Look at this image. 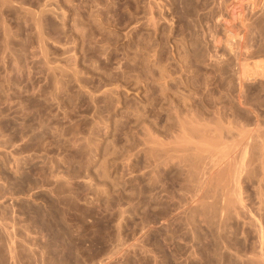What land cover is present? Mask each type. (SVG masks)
<instances>
[{"label": "rangeland", "instance_id": "rangeland-1", "mask_svg": "<svg viewBox=\"0 0 264 264\" xmlns=\"http://www.w3.org/2000/svg\"><path fill=\"white\" fill-rule=\"evenodd\" d=\"M8 3L0 55L4 17L37 67L0 125V264H264V0ZM45 10L71 52L39 40ZM43 63L79 70L50 106Z\"/></svg>", "mask_w": 264, "mask_h": 264}, {"label": "bare ground", "instance_id": "bare-ground-1", "mask_svg": "<svg viewBox=\"0 0 264 264\" xmlns=\"http://www.w3.org/2000/svg\"><path fill=\"white\" fill-rule=\"evenodd\" d=\"M8 0H0V7H3V6H8ZM9 5H11V4H9ZM42 15H40L39 17H38V15H37V17L38 18H36V20L34 19V21H35V26H36V29L35 30H37V34H39L40 35V37L39 38H41V39H39L40 41L42 40H44V41H46V42H48L47 44H49V46H50V44L52 43V45H60V47L62 46V47H64L63 49H64V52H62V53H64V54H67V53H69V52H71V50H72V47H66L67 45L64 43V41H66L65 39H67V37L65 38L64 37V27H65V24L67 23L66 22V20H64L63 18L66 16H64V17H62L61 15H60V13L59 12H57V11H53V10H50V11H43L42 13H41ZM62 15H64V14H62ZM66 18V17H65ZM27 19V18H26ZM1 22H2V30H3V39H2V44H3V49H4V52L2 53V55H0V62L2 63V68H0V125H2V126H9L10 124H11V118L13 117H11V118H8V116H7V114L5 113L6 112V109L9 107V105L10 104H12V103H17V101L16 102H14L16 99H20L21 98V95H23L22 93V87L20 86V81L21 80H23V79H25V78H30V76H31V74H32V70H34L36 67H34L33 65V67L34 68H30V69H28L27 68V63L29 62H27V60H28V58H26V60H24L22 57H25L23 54L25 53H23L21 50H22V47L20 46V49L21 50H19V48H17V50H15V48H14V46H15V44L13 43V40L15 39V37H17L18 35H16V34H14L13 33V30L9 27V25H7V22H6V19L4 18V17H2L1 18ZM24 21H26L27 22V20H24ZM64 21L66 22V23H64ZM25 23V22H24ZM28 23V22H27ZM26 23V24H27ZM27 34V33H26ZM24 37H26V36H24ZM25 39V38H24ZM16 41V40H15ZM14 41V42H15ZM41 41V42H42ZM43 41V42H44ZM1 43V42H0ZM21 43V42H20ZM45 43V42H44ZM70 43V42H69ZM14 44V45H13ZM23 45V44H22ZM27 45V44H26ZM64 45H66V46H64ZM47 46V45H46ZM45 45H44V47H45V49L48 47H46ZM24 48H25V46H23ZM44 47H43V50L44 51H47L48 49H49V47H48V49L47 50H45L44 49ZM56 47V46H55ZM23 48V49H24ZM52 48V47H51ZM57 48H59V47H56V49ZM25 50V49H24ZM1 51H3V50H1ZM7 51H10V53L12 54V56H13V60H11L12 58V56L10 57L11 59V66H8L9 65V63L6 65V61H8V59H7V56H5V54L7 53ZM26 51V50H25ZM49 51H50V49H49ZM58 52V51H57ZM73 52V51H72ZM9 53V52H8ZM8 53H7V55H8ZM23 53V54H22ZM46 53H48V52H46ZM26 55V54H25ZM68 55H70V56H67V55H65V56H67V57H65L64 56V58H63V61H64V63H65V65L66 66H68V65H70V67H73V66H75L76 67V65H73V64H71L74 60H73V54L71 55V54H68ZM5 57H6V61H5ZM73 60V61H72ZM29 64H30V62H29ZM43 64H45V65H47V63H43ZM68 64V65H67ZM45 65H43V66H45ZM71 65H73V66H71ZM42 66V67H43ZM56 66H60V65H56ZM64 66V65H63ZM66 66L65 67H62V66H60L61 67V69H55V67L54 68H52V69H50V67L51 66H49L48 67V65L46 66V67H48L49 69H48V72H46V67H45V72L47 73V77L46 78H42V77H44L43 75H44V73L42 74V76H41V79H40V77L38 76V75H41L40 73L37 75V77L36 78H34V79H37L38 77H39V81L37 80H32V82L30 83V87H31V89H32V97L34 98V100L35 99H37V97H39L37 100L39 101V105H41L40 103H45V106H50V102H49V104H48V101L50 100V98H52V96L53 95H55V93H58V91L61 89V88H64V87H66L65 86V84L66 85H68L67 83H69V82H67V83H65L66 81H70V76L72 75V77H71V79L72 80H74V77H73V74H74V76L76 75L75 73L77 72V71H79V70H76L77 68H74L73 70L70 68V67H68V69L67 70H69V68L71 69V70H69V71H67L66 69H62V68H66ZM28 67H31V66H28ZM41 67H39V69H40ZM41 70V69H40ZM74 70H76V72L74 71ZM72 71V72H71ZM74 71V72H73ZM36 72H40V71H36ZM77 74H78V72H77ZM81 75V73L79 74V75H77L78 77ZM34 76V75H33ZM77 76H76V82L78 81V83H80V82H82L81 80H83V79H79V78H77ZM35 77V76H34ZM78 79V80H77ZM17 80V81H16ZM80 80V81H79ZM90 79H88V82H90L89 81ZM19 81V82H18ZM28 81V80H27ZM71 82V81H70ZM84 82H86L85 84H83L84 85V87L86 86V84H88L87 83V80H85ZM93 82V81H92ZM21 83H23L24 85H25V83L27 84V82H25V80H24V82L22 81ZM72 83H73V81H72ZM77 83V84H78ZM22 84V85H23ZM76 84V85H77ZM26 86V85H25ZM29 86V85H28ZM27 86V87H28ZM64 86V87H63ZM78 86H79V88L80 89H82V85L81 84H78ZM81 86V87H80ZM89 86V85H88ZM74 88V87H73ZM89 87H87L85 90H87ZM90 88H91V86H90ZM65 90H67L66 88H65ZM25 91V90H24ZM28 91V90H27ZM68 91V90H67ZM88 91V90H87ZM86 91V92H87ZM60 92H64L63 90H60ZM77 92V91H76ZM80 92H81V90H80ZM92 92H94V91H92ZM92 92L90 93H86L84 96H85V98H86V100L90 103V106H89V109L90 110H92V111H94V110H96L95 109V107H96V105H95V102L97 103V101H95V96L94 95H96V94H92ZM25 93H27V92H25ZM72 93V92H71ZM73 94V93H72ZM75 94V93H74ZM73 94V95H74ZM26 95V94H25ZM28 95V94H27ZM78 95V94H77ZM59 96H60V94H59ZM81 96H82V93H81ZM27 97V96H26ZM64 97V96H63ZM32 98V99H33ZM23 99H24V97H23ZM28 100H30V98H27ZM69 99H71V98H69ZM74 99H76V98H74ZM33 100V101H34ZM25 101V100H24ZM32 101V100H31ZM37 101V102H38ZM65 101V100H64ZM71 101V100H70ZM12 102V103H11ZM22 103H23V101H21ZM20 102V103H21ZM25 102H28V101H25ZM58 102V101H57ZM18 103H19V101H18ZM29 103V102H28ZM46 103H47V105H46ZM61 104L63 103V102H60ZM13 105V104H12ZM21 105V104H20ZM23 105V104H22ZM36 105V104H35ZM44 105V104H43ZM42 105V106H43ZM63 105V104H62ZM82 105V104H81ZM65 106H68V105H65ZM20 107V106H19ZM63 107V106H62ZM78 107H81V106H78ZM10 108H12V107H10ZM16 107H14V109H15ZM65 108H67V107H65ZM64 108V109H65ZM69 108V107H68ZM13 109V110H14ZM20 109H23V108H20ZM26 109V108H25ZM29 110H30V108H28ZM36 109V108H35ZM44 109V108H43ZM70 109H72V108H70ZM81 109H83V111H84V106H82L81 107ZM80 109V110H81ZM86 109V108H85ZM88 109V110H89ZM98 109V108H97ZM29 110H28V114H29ZM37 110H38V107H37ZM67 110V109H66ZM75 110V109H74ZM79 109L77 108V111H78ZM16 111V110H15ZM33 111V110H32ZM39 111V110H38ZM42 111V110H41ZM65 111V110H64ZM67 111H70V110H67ZM97 111V110H96ZM85 112V111H84ZM84 112H82V113H84ZM91 112V111H90ZM22 113H24V112H22ZM74 113V112H73ZM15 114V113H14ZM17 114H18V112H17ZM31 114V113H30ZM79 114H81V113H79ZM79 114H77V115H79ZM93 114V113H92ZM32 115V114H31ZM43 115V114H42ZM67 115H68V113H67ZM88 115V114H87ZM95 115V114H94ZM97 115V114H96ZM10 116V115H9ZM33 116V115H32ZM41 116V115H40ZM43 117V116H42ZM83 117V116H82ZM85 117V116H84ZM87 117H89L90 118V115L89 116H86L85 118H87ZM13 118H15V117H13ZM37 118V117H36ZM93 118H94V116H93ZM96 118V117H95ZM40 119V118H39ZM65 119H66V117H65ZM64 120V119H63ZM62 120V121H63ZM89 120V119H88ZM93 121V120H92ZM12 123H14V122H12ZM15 123H16V121H15ZM94 123H96L95 122V120H94ZM52 124V123H51ZM56 124V123H55ZM58 124H60L59 122H58ZM57 124V125H58ZM68 124V123H67ZM81 124V123H80ZM92 124H93V122H92ZM48 125V124H47ZM54 125V124H53ZM61 125V124H60ZM64 125H66V122H65V124ZM70 125V126H69ZM5 126V127H6ZM11 126V125H10ZM62 126H63V124H62ZM61 126V127H62ZM67 126V125H66ZM68 128H69V131L70 132H66V134L65 135H68L69 136V134H67V133H71L72 135H73V138L75 137V139H78V138H82V139H85V141L83 140V142L85 143L86 142V145L85 146H83V145H81V146H83L85 149V154H87L86 152H94L93 151V149H94V140H93V136H94V132H93V129L92 128H89L87 131H85V132H82L81 130H80V125H79V123L78 122H74V123H72V124H68ZM93 127H94V125H92ZM51 127V126H50ZM54 127V126H53ZM57 127V126H56ZM60 127V128H61ZM65 127V126H64ZM8 128V127H7ZM7 128H5V129H7ZM59 128V130H61ZM67 128V127H66ZM4 129V128H3ZM10 129V128H9ZM47 130H48V128H46ZM45 129V130H46ZM53 129V128H52ZM55 129H57V128H55ZM49 130H50V128H49ZM48 130V131H49ZM67 130V129H66ZM95 130V129H94ZM58 131V130H57ZM68 131V130H67ZM51 132V131H50ZM49 132V133H50ZM61 132V131H60ZM52 134H54L53 132H52ZM58 134V133H57ZM56 134V135H57ZM60 135V134H59ZM62 136V135H61ZM64 137V136H63ZM71 137V136H70ZM67 139H69V138H67ZM81 139V140H82ZM69 141V140H68ZM80 141V140H79ZM78 142V141H77ZM75 143V142H74ZM80 143V142H79ZM77 145H78V143H77ZM67 146V145H66ZM73 146V145H72ZM75 146V145H74ZM76 147V146H75ZM70 148V147H69ZM79 148V147H78ZM73 149V148H72ZM75 150V149H74ZM78 150H80V149H78ZM83 150V151H84ZM77 151V150H76ZM80 151H82V150H80ZM81 154V153H80ZM63 184H61V186H62ZM64 186H66V185H64ZM60 187V186H59ZM62 192H63V186H62V190H61Z\"/></svg>", "mask_w": 264, "mask_h": 264}]
</instances>
